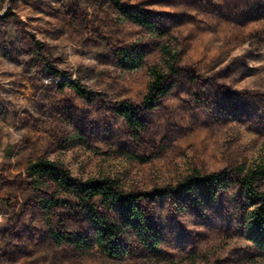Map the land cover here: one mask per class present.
<instances>
[{"label": "rangeland", "instance_id": "rangeland-1", "mask_svg": "<svg viewBox=\"0 0 264 264\" xmlns=\"http://www.w3.org/2000/svg\"><path fill=\"white\" fill-rule=\"evenodd\" d=\"M125 2L148 10L166 36L124 21L111 0H0V264H264V239L250 222L256 206L233 171L264 164V0ZM167 42L179 73L147 110L150 68L165 69ZM124 47L145 57L144 68L118 64ZM125 101L145 131L115 112ZM41 159L80 179H117L127 193L165 191L140 201L160 253L130 232L118 241L123 256L108 257L75 196L52 182L35 191L27 168ZM194 168L229 171L230 181L214 198L180 194ZM53 196L69 202L49 215L55 229L93 245L90 254L50 236L41 199ZM96 207L116 219L100 200Z\"/></svg>", "mask_w": 264, "mask_h": 264}, {"label": "trees", "instance_id": "trees-1", "mask_svg": "<svg viewBox=\"0 0 264 264\" xmlns=\"http://www.w3.org/2000/svg\"><path fill=\"white\" fill-rule=\"evenodd\" d=\"M111 1L124 21L136 24L160 37L166 36L165 32L157 27L150 12L145 8L134 9L125 0ZM30 38L36 49L41 51L43 48L42 43L35 36H30ZM160 50L165 69H161L158 66L150 68L151 81L142 103V106L147 110L156 109L162 99L169 95L167 78L170 75L179 73V55L177 50L170 42L163 43ZM115 55L118 64L124 70L137 71L145 66V57L131 48H121ZM45 65L50 72L56 75L61 74L59 70L51 66L49 61L46 60ZM65 85L75 90L80 96L87 97V92L79 84L64 83L62 86ZM115 112L125 120L131 130H146L145 122L140 118L138 109L132 103L122 102L115 107ZM132 157L144 161V159L137 156ZM233 171L243 174L240 180L241 189L256 206V210L250 216L253 232L257 237L264 239V191L258 186V182L264 180V164L251 168L242 165ZM27 172L32 179L33 188L38 193L42 191L47 183L52 182L59 189L77 198L96 231L98 244L104 249L108 257L120 259L123 256L118 241L130 232L139 240L145 242L156 254L160 253V240L156 228L148 221L140 201L142 198L161 196L165 191L161 193L154 191L149 194L139 195L127 193L117 179L106 176L80 179L75 177L65 165L48 159H41L31 163L27 168ZM229 181V171L203 173L198 168H194L184 179L179 188V193L181 194L182 191L188 193L200 192L206 197L214 198L217 196L219 189L224 188ZM98 200H100L105 210L116 215V219L109 214L104 215L98 212L96 207ZM68 205L69 202L60 196L42 197L41 207L48 215L46 224L49 228L50 236L58 245L72 244L79 251L90 254L93 250V245L75 235L61 234L55 229L53 220L49 217V215L54 214L55 210Z\"/></svg>", "mask_w": 264, "mask_h": 264}]
</instances>
